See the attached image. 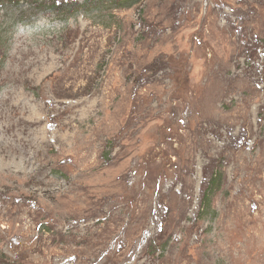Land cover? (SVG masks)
Returning <instances> with one entry per match:
<instances>
[{
    "label": "rangeland",
    "instance_id": "1",
    "mask_svg": "<svg viewBox=\"0 0 264 264\" xmlns=\"http://www.w3.org/2000/svg\"><path fill=\"white\" fill-rule=\"evenodd\" d=\"M103 1L0 0V264H264V0Z\"/></svg>",
    "mask_w": 264,
    "mask_h": 264
},
{
    "label": "trees",
    "instance_id": "2",
    "mask_svg": "<svg viewBox=\"0 0 264 264\" xmlns=\"http://www.w3.org/2000/svg\"><path fill=\"white\" fill-rule=\"evenodd\" d=\"M83 1L85 3H87V6L90 5V7H91L93 3L95 4V6L99 5V2L101 0L99 2H97L98 0H83ZM134 1L135 0H104L103 2L110 4L111 6H114V5H118L120 2H121V4L123 3V5H129L128 3H134Z\"/></svg>",
    "mask_w": 264,
    "mask_h": 264
}]
</instances>
